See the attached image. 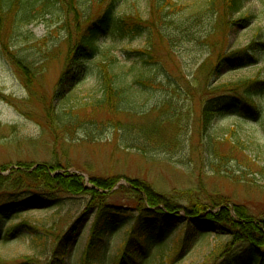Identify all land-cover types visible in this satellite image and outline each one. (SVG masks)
Wrapping results in <instances>:
<instances>
[{
  "label": "rangeland",
  "instance_id": "1",
  "mask_svg": "<svg viewBox=\"0 0 264 264\" xmlns=\"http://www.w3.org/2000/svg\"><path fill=\"white\" fill-rule=\"evenodd\" d=\"M175 1L184 6V10L180 16L170 15L168 21L172 25L166 21L157 23L153 33L144 30L134 38H121L114 32L101 38L99 54L72 80L64 97L61 95L65 91L58 89V83L69 56L70 18L76 5H72L68 14L64 5L62 10L61 5L55 3L50 15H38L29 25L13 27L7 35H12L11 51L17 49L18 55L32 64L34 72L26 83L22 72L0 49L1 175L6 176L16 168L26 173L41 164L59 163L62 169L56 174L82 176L87 189L94 188L93 179L103 180L108 189L99 192L103 194L100 202L105 205L128 208L136 207L139 201L145 205L142 186L170 203L179 201L185 206L184 200L189 198L213 205L224 197L231 205L246 206L254 217L264 219V97L256 99L255 108L220 116L205 132L198 123L200 105L196 106L198 98L207 96V91L215 87L254 77L264 80V0H247L242 12L233 18L220 13L211 23L201 20L194 30V40L187 36L181 38L180 29L175 27L182 17H193L204 10L208 0ZM148 8L149 0H120L115 17L133 21L140 17L146 21L150 17ZM218 8L221 12L222 8ZM7 24L10 27L12 23ZM159 32L171 35V42L159 39ZM149 42L153 44L154 61L164 66L172 79H177L184 88L185 97L181 100L184 110L177 112L176 108L175 112L171 107L170 101L176 105L178 100L164 75H159L156 87L146 92L133 85L130 99L134 105L142 106L144 116L131 115V108L126 104L122 105L118 116L88 108L87 105L102 97L99 65L106 59L116 63V72L130 71L131 67V71L136 68L154 72L152 68L157 65L145 70L142 57L134 53L144 51ZM253 43H257L258 64L243 69L225 65L218 71L222 55L244 51ZM203 63H207L206 69ZM133 75L128 74V85L134 84ZM69 109H76L77 124L65 128ZM132 112L137 114L136 110ZM179 113L184 119L178 127L180 119L176 116ZM124 127L144 129L128 132ZM153 128L154 133H149ZM210 138L211 146L207 144ZM135 139H142L141 144L135 143ZM130 145L141 146L144 151ZM29 166L33 167L28 170ZM6 169L9 170L4 172ZM136 181L142 185H136ZM89 200L87 196L71 197L61 208H34L22 212L21 216L12 214L4 228L23 226L27 222L39 230L37 236L44 232L46 238L32 241L35 235L27 237L22 228L19 229L12 240L0 243L2 261L5 264H52L54 241L82 216ZM179 213L185 215L183 210ZM94 218L92 210L64 264L82 263ZM130 227L131 223L112 235L98 264H117ZM176 235V230L169 229L163 250L153 247L144 264H196L218 242L211 236L181 261L173 263L171 255L177 249Z\"/></svg>",
  "mask_w": 264,
  "mask_h": 264
},
{
  "label": "trees",
  "instance_id": "2",
  "mask_svg": "<svg viewBox=\"0 0 264 264\" xmlns=\"http://www.w3.org/2000/svg\"><path fill=\"white\" fill-rule=\"evenodd\" d=\"M119 1L0 0V49L8 61L22 72L27 83L31 77V72H34L32 64L20 57L18 55L20 52L17 49L11 51V47H13L11 45L12 35L7 37L8 32L13 27L18 29L20 25L31 24L38 15L43 17L50 15V9L54 7L55 3H59L61 9H65L68 14L72 10V5H76L73 8L72 18H70L69 56L66 68L58 83V89L65 91L61 95L64 97L72 80L80 75L89 60L99 54L98 43L101 38L112 32L117 33L121 38L138 37L144 30L153 33L155 24H161L165 21L171 23L168 21L170 15L180 16L184 10V6L175 0H149V19L145 21L137 17V21H133L131 18L119 20L115 17V9ZM246 3L247 0H208L204 10L193 17H182L175 28L180 29L181 38L187 36L194 40L196 38L194 30L201 20L205 19L211 23L212 19L220 13L224 17L233 18L242 12ZM39 4H42L41 8H37ZM218 6L222 8L221 12ZM243 20L246 19L241 21ZM8 22L12 23L10 27ZM65 28L69 31L67 27ZM158 36L162 41L167 39L171 42L172 36L165 35V32H159ZM30 37L32 34L29 32ZM174 46L171 47L174 48ZM256 46L257 43H253L244 51L232 53V55H222L218 62V71L220 72V68L222 69L225 65L232 69H243L258 64L259 60L255 55ZM134 53L138 57H142V68L145 70L149 68L148 66L157 65L152 68L154 72L137 70L136 68L131 71L132 67L130 71L116 72V63L106 59L99 65L102 97L91 103L90 106L87 105L88 108L97 112H105L111 116H118L122 113V105L126 104L127 108H131V115L141 114L144 116L142 106L140 104L134 105L130 99L133 85L137 87V90L143 88V91L146 92L156 87L159 75H164L178 100L176 105L170 101L171 107L174 110L178 108L177 112L183 111L181 100L182 97H185L184 88L181 87L177 79L175 81L172 79L164 66L154 61L153 44L149 42V47L145 48L144 51H134ZM202 67L206 69L207 63H203ZM218 71L217 74H219ZM150 72L153 75H150ZM131 73L134 74L132 86L126 83L128 74ZM26 87L30 90L29 84ZM207 93V96L198 98L199 103L193 97L196 106L200 105L201 116L198 118V123L204 132L209 130L220 116L255 108L256 99L264 97V80L260 77H254L230 82L215 87ZM187 96L189 95L187 94ZM132 110H136L137 114L133 113ZM50 111L54 112L53 110ZM68 111L66 115L69 121L65 120V128L75 127L77 124L76 109H69ZM58 116L59 118L63 117L62 115V117ZM176 117L180 119L179 127L184 118L181 113L177 114ZM128 129V127H124V130L128 132L134 129L136 131L141 130L144 127ZM154 131L155 128L150 129L149 133L153 134ZM149 133L148 135H151ZM140 140L142 141V139H135L134 142L140 143ZM207 144L209 146L213 144L212 138ZM130 146L141 148L140 150L144 151L141 146ZM32 167L29 166L28 170ZM16 169V171L11 170L6 176L0 173V243L12 240L21 228L25 236H36L32 241L46 238L44 232L37 236V233L40 234L39 230L27 222L23 225L25 228L19 225L4 228L12 214L19 213L18 216H21L22 212L34 208L42 210L61 208L66 204L65 200L71 197L87 196L90 198L82 216L67 229L62 237H57V241H54L51 253L52 264H64L85 219L89 217L92 210L95 211V218L81 264H98V259L107 247L112 235L130 223L131 227L125 233L117 264H144L150 258L153 247L163 250L165 245L163 243L166 237H169V229L177 231L174 239L177 249L171 255L173 263L178 260L181 261L183 256L188 255L200 242H207L213 236L218 242L216 241L212 245V249L210 248L208 255L196 264H264V219L254 217L246 206L231 205L227 198L222 197V201L213 205L205 204L199 200L192 201V198H189L184 200L187 203L185 206L179 201L170 203L150 188L141 186L146 196V204L142 205L139 201L136 207L119 208L100 202L103 194H100L99 190L108 189V185L103 180L93 179L94 188L87 189L82 176L68 173L56 174L58 170L62 169L59 163L55 165L41 164L26 173ZM8 170L6 169L4 172ZM135 184L142 185L138 182ZM180 210H183L185 215H180ZM0 264H5L1 258Z\"/></svg>",
  "mask_w": 264,
  "mask_h": 264
}]
</instances>
